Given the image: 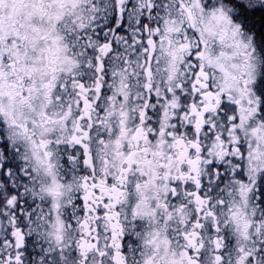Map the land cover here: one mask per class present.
I'll use <instances>...</instances> for the list:
<instances>
[{
    "label": "snow or ice",
    "instance_id": "1",
    "mask_svg": "<svg viewBox=\"0 0 264 264\" xmlns=\"http://www.w3.org/2000/svg\"><path fill=\"white\" fill-rule=\"evenodd\" d=\"M0 264H264V0H0Z\"/></svg>",
    "mask_w": 264,
    "mask_h": 264
}]
</instances>
